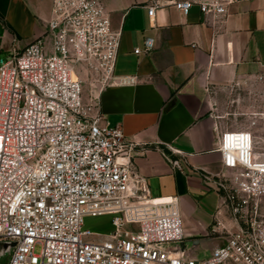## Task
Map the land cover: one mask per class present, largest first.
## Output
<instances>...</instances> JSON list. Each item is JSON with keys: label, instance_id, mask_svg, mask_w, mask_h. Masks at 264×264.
<instances>
[{"label": "built area", "instance_id": "obj_1", "mask_svg": "<svg viewBox=\"0 0 264 264\" xmlns=\"http://www.w3.org/2000/svg\"><path fill=\"white\" fill-rule=\"evenodd\" d=\"M194 4L226 12L222 0L172 2L184 15ZM119 41L102 0H52L45 33L0 58V264H264V138L249 133L233 154L222 134L226 172L203 179L222 199L227 220L212 231L224 243L191 257L178 198L151 197L131 162L136 144L102 123L99 92L132 82L113 74ZM150 49L147 39L133 52ZM105 217L106 232L84 228Z\"/></svg>", "mask_w": 264, "mask_h": 264}, {"label": "crops", "instance_id": "obj_2", "mask_svg": "<svg viewBox=\"0 0 264 264\" xmlns=\"http://www.w3.org/2000/svg\"><path fill=\"white\" fill-rule=\"evenodd\" d=\"M175 0H102L120 32L113 74L131 83L99 92L102 123L118 127L134 168L153 198L177 197L189 255L205 259L224 240L213 233L227 220L222 199L203 175L226 172L217 108L233 83L264 85V0H222L224 15H184ZM202 1V0H194ZM159 6L149 18L148 7ZM52 0H0V58L46 31ZM151 40L146 54H134ZM170 161H177L174 167Z\"/></svg>", "mask_w": 264, "mask_h": 264}, {"label": "rangeland", "instance_id": "obj_3", "mask_svg": "<svg viewBox=\"0 0 264 264\" xmlns=\"http://www.w3.org/2000/svg\"><path fill=\"white\" fill-rule=\"evenodd\" d=\"M84 96L92 95L95 89L84 83ZM217 114L220 116L223 133H251L264 138V85L241 81L228 86L221 94ZM264 146V143L260 144ZM85 229L104 233L109 230V218H87ZM41 246L36 245L34 252L39 254ZM0 244V262L5 260Z\"/></svg>", "mask_w": 264, "mask_h": 264}, {"label": "bare ground", "instance_id": "obj_4", "mask_svg": "<svg viewBox=\"0 0 264 264\" xmlns=\"http://www.w3.org/2000/svg\"><path fill=\"white\" fill-rule=\"evenodd\" d=\"M226 134H228V137L224 145L229 148L230 152L233 154H240L251 140L249 133H239V138L237 139L234 138V135H231L232 132Z\"/></svg>", "mask_w": 264, "mask_h": 264}]
</instances>
